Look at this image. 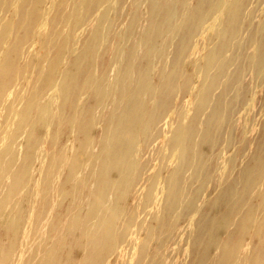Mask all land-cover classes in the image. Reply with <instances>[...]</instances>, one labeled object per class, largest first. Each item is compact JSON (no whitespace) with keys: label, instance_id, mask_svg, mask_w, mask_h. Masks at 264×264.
<instances>
[{"label":"bare ground","instance_id":"obj_1","mask_svg":"<svg viewBox=\"0 0 264 264\" xmlns=\"http://www.w3.org/2000/svg\"><path fill=\"white\" fill-rule=\"evenodd\" d=\"M134 1L0 0V264H172L153 250L163 225L138 240L129 233L131 192L154 159L167 191L157 214L179 230V264H264L263 147L200 216L185 198L223 143L227 111L216 106L244 82L235 73L242 36L264 44L252 1L233 0L219 20L201 94L182 122L166 118L182 74L175 55L189 50L181 37L193 18L208 19L218 2ZM96 2L112 18L88 32ZM151 54L170 74L160 85L146 82ZM128 175L140 176L125 183Z\"/></svg>","mask_w":264,"mask_h":264},{"label":"rangeland","instance_id":"obj_2","mask_svg":"<svg viewBox=\"0 0 264 264\" xmlns=\"http://www.w3.org/2000/svg\"><path fill=\"white\" fill-rule=\"evenodd\" d=\"M216 1L218 4L214 5L211 16L208 19L204 16L193 18V33L190 36L183 34L181 37L186 42V46L189 43V50L185 47L181 50V55H175L176 62L181 61L180 72L182 74L177 83V88L174 89V94L167 99V102L175 101L168 106L166 112L168 119L176 118L179 122L185 120L188 117L191 104L196 100L195 97L201 94L203 86L201 78L206 77V74L205 72L200 73L199 69L203 70L206 61L210 59L213 51L211 43L218 34V22L225 13L230 11L233 2V0ZM251 1L254 12L253 24L257 31L256 36L262 39L264 37V0ZM96 3V20L93 25L88 23L85 26L88 32L95 24L104 25L112 18L110 9L101 6L99 2ZM131 5L134 7L137 3L133 0ZM132 7L131 10L135 9ZM181 32L184 33L183 28ZM242 37L246 41V48L243 50V55L236 56V63L243 65L238 67L235 73H245L244 82L240 85L231 84V90L216 106L217 109L225 108L227 111L218 117L220 123L222 122V127L225 128L222 137L223 143L215 147V155L211 158L210 174L198 176L193 182L192 194L185 197L186 199L194 198L190 207L196 211H194L195 213L192 212L195 218L201 215L204 207L211 205L221 195L222 185L228 179L230 181L231 179L239 180L241 166L247 161L246 157L249 153L258 151L261 147L264 149V44H256L253 40L250 41L248 36ZM137 47L138 49L145 48L142 42H139ZM261 48L263 49L261 59L248 60L247 54L256 53ZM186 54H188L187 57H185ZM151 55L152 58L147 59V63L151 67V76L146 82L151 85H160L170 74L162 66V55ZM169 55L166 54V58ZM222 85L223 83L216 82L211 87L217 91L221 90L219 88ZM178 101L180 102L178 103ZM218 138L220 139L221 136L218 135ZM140 141L141 138L138 137V145ZM138 158H143L141 151H139ZM160 163L159 159L151 160L147 168L148 175H142L138 187L131 192V227L129 233L131 241L138 240L143 236L142 232L145 227L149 228L156 223L163 225L153 250L163 253L169 263L179 264L181 263L180 251L182 250V245L176 238L179 230L171 226L165 227V218L159 217L157 214L162 196H165L164 194L167 192L163 186L166 175H155L159 171ZM139 176L128 175L125 183L137 181ZM192 178L189 176L188 180ZM199 194H201L200 197H194ZM196 199L200 201H196ZM193 221L194 219L190 218L185 223L186 229L190 230L193 227Z\"/></svg>","mask_w":264,"mask_h":264}]
</instances>
